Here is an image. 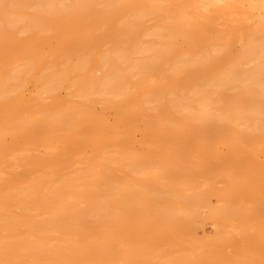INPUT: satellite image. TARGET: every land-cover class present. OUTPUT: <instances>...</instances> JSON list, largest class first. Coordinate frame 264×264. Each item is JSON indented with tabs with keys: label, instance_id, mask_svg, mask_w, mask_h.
Instances as JSON below:
<instances>
[{
	"label": "bare ground",
	"instance_id": "6f19581e",
	"mask_svg": "<svg viewBox=\"0 0 264 264\" xmlns=\"http://www.w3.org/2000/svg\"><path fill=\"white\" fill-rule=\"evenodd\" d=\"M0 264H264V0H0Z\"/></svg>",
	"mask_w": 264,
	"mask_h": 264
},
{
	"label": "rangeland",
	"instance_id": "374dc122",
	"mask_svg": "<svg viewBox=\"0 0 264 264\" xmlns=\"http://www.w3.org/2000/svg\"><path fill=\"white\" fill-rule=\"evenodd\" d=\"M254 63H255V61H253V62H251V63H244L243 66H245V67H249V66L253 65ZM98 72L101 73V70H98ZM34 149H35V150L31 149V152H30L31 154H37V153H40L41 151H43V147H42V149H41V148H40V149L34 148ZM36 149L39 150L40 152L37 151ZM33 152H35V153H33ZM36 152H37V153H36ZM74 165H75V167L78 166V165H76V164H74ZM69 167L72 168V167H74V166H69ZM71 168H70V169H71ZM220 180H221L220 178H219V180L217 179L218 182H216V184L218 183V184L221 186V185H223L224 182H223L222 180H221V181H220ZM222 182H223V183H222ZM218 184H217V185H218ZM187 191H191V190L188 189ZM214 199L216 200L215 197H214ZM203 213H204V212H203ZM200 228H201V229H200ZM200 228H199V233H202L203 231H204V232H207V233H210V232L212 231V229L214 228V224L211 223V222H207V223H205V224L203 225V228H202V227H200ZM202 230H203V231H202ZM238 230H239V229H238ZM238 230H237V231H238Z\"/></svg>",
	"mask_w": 264,
	"mask_h": 264
}]
</instances>
